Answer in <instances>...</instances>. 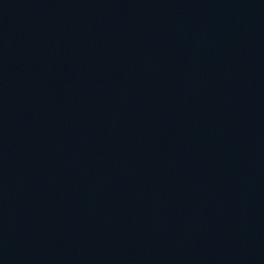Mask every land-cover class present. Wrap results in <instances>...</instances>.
<instances>
[{"label": "water", "instance_id": "1", "mask_svg": "<svg viewBox=\"0 0 264 264\" xmlns=\"http://www.w3.org/2000/svg\"><path fill=\"white\" fill-rule=\"evenodd\" d=\"M0 264H264V0H0Z\"/></svg>", "mask_w": 264, "mask_h": 264}]
</instances>
